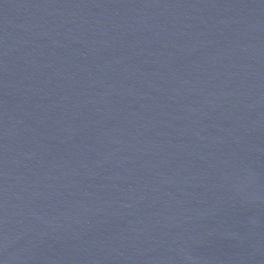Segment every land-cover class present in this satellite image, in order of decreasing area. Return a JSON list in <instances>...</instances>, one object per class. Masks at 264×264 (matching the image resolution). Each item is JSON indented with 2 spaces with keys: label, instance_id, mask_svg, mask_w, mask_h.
Wrapping results in <instances>:
<instances>
[{
  "label": "water",
  "instance_id": "water-1",
  "mask_svg": "<svg viewBox=\"0 0 264 264\" xmlns=\"http://www.w3.org/2000/svg\"><path fill=\"white\" fill-rule=\"evenodd\" d=\"M0 264H264V0H0Z\"/></svg>",
  "mask_w": 264,
  "mask_h": 264
}]
</instances>
